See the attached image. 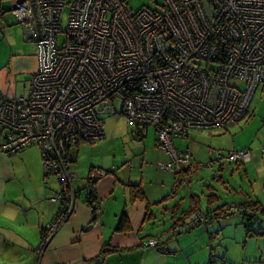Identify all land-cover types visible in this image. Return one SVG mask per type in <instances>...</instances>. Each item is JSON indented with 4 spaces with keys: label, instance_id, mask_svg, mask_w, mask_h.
Masks as SVG:
<instances>
[{
    "label": "built area",
    "instance_id": "1",
    "mask_svg": "<svg viewBox=\"0 0 264 264\" xmlns=\"http://www.w3.org/2000/svg\"><path fill=\"white\" fill-rule=\"evenodd\" d=\"M10 8L36 41L37 66L28 94L0 96V149L37 142L45 170L60 180L49 197L58 208L41 228L37 252L74 209L69 159L77 140L103 136L100 111L122 113L140 131L152 125L157 145L169 153L159 166L176 171L190 150L173 138L240 118L264 79V0H155L139 7L128 0H11ZM210 152L235 162L251 156L250 147ZM107 171L95 167L92 176ZM90 204L98 214L99 204ZM205 219L194 210L193 221ZM156 241L150 236L146 243ZM203 264L216 263L210 256Z\"/></svg>",
    "mask_w": 264,
    "mask_h": 264
},
{
    "label": "crops",
    "instance_id": "2",
    "mask_svg": "<svg viewBox=\"0 0 264 264\" xmlns=\"http://www.w3.org/2000/svg\"><path fill=\"white\" fill-rule=\"evenodd\" d=\"M10 5L11 0H0L1 98L28 94L37 66L36 41L25 34ZM258 87L252 95L253 112L249 118L226 126L193 127L186 135L173 138L176 146L190 150L192 163H183V170L159 166V161L168 159L169 153L157 145L154 130L149 134L150 126L138 135L132 133L131 126L121 135V145L113 142L102 147L106 136L111 135L112 123L105 124L101 137L77 140L69 159L76 173L75 206L41 252L36 250L41 228L54 218L58 208L49 197L60 186V180L55 173L52 172L54 176L45 170L36 142L10 152L0 149V264H203L210 256L216 264H242L230 256L228 244L222 240L223 234H228L224 226L239 216L220 214L249 208L257 222L255 226L262 229L264 209L257 207L258 203L264 204L260 193L249 195L247 202L224 203L227 211L197 222L192 220L195 209L205 211L218 205L204 208L190 177L197 165L195 160L211 155L210 147H250V158L235 162L236 165L245 172L264 166V131L260 134L264 125V90L261 85ZM256 125H261L260 129L250 133ZM202 144L210 145L206 149ZM85 150L89 155H84ZM95 167L108 171L94 178ZM91 182L93 202L100 206L96 215L90 204L93 202L87 200ZM134 184L141 190H134ZM183 188L188 197L180 192ZM216 198L207 194L209 202ZM167 213L170 223L153 229ZM177 220L183 221L182 228L174 231L172 225ZM245 231L250 233L247 227ZM150 236L157 238L155 244L146 243ZM104 246L107 249L103 251Z\"/></svg>",
    "mask_w": 264,
    "mask_h": 264
},
{
    "label": "rangeland",
    "instance_id": "3",
    "mask_svg": "<svg viewBox=\"0 0 264 264\" xmlns=\"http://www.w3.org/2000/svg\"><path fill=\"white\" fill-rule=\"evenodd\" d=\"M128 2L134 7H139L143 4H154L155 0H128ZM63 22H65V18L63 19ZM62 33L63 32L58 33L59 39L63 36ZM258 90L261 92V87H258ZM100 116L104 119V125L106 124L109 126L112 123L110 128L111 135L106 136L107 142H104L102 147H107L113 142H116L117 145H121V135L126 133L127 129L129 130L131 126L133 127V124L122 113L100 111ZM259 118L262 119V116L259 115ZM260 126L261 125L254 126V129H251L252 131L250 133L254 134L257 132V130L260 129ZM262 127L263 128L260 129V134L264 131V125H262ZM201 129L204 130L206 128ZM148 130L149 134L152 133L151 130L155 131L152 125H150ZM239 134L240 133H238V136ZM35 144L38 145L40 149L39 144ZM202 145L208 149L210 144ZM249 145L254 148L250 143H248V146ZM152 148L153 147H148L149 150ZM224 150H227V147L224 148ZM84 155H89L88 151L85 150ZM212 156L206 154L205 157L203 156V158L195 160L197 165L195 171L190 177L194 189L197 190L201 197V205L204 208L214 207L224 203L231 204L232 202H247L250 197L249 195L254 196L258 192L260 193V198L264 200V188L261 189V185H264V166L260 165V168L252 167L254 172L249 170L245 172L242 167H239L233 161L229 163H221V159H212L210 163H207ZM221 164L222 166L220 167ZM247 168H249V166H247ZM50 174L54 175L52 172ZM210 191L217 194V198L213 202L207 200V194ZM180 192L188 197V191L184 188L181 189ZM180 198L181 195H179L178 199ZM220 216H239V219H233L232 223H228L224 226V231L228 234H223L222 240L224 243L226 242L228 244V252L230 256L240 260L242 264H264V232L261 231L264 227L259 230L257 228L256 231L250 230V233L246 234L245 227H248V225L243 221L244 216L242 215V212L235 210L229 213H222ZM261 217L264 221L263 213L261 214ZM170 221L171 219L168 217L167 213L165 218L162 216L157 220V225H153V229L156 230L160 228L162 224L167 225ZM255 223L257 222L255 221ZM234 264H239V262L236 261Z\"/></svg>",
    "mask_w": 264,
    "mask_h": 264
},
{
    "label": "trees",
    "instance_id": "4",
    "mask_svg": "<svg viewBox=\"0 0 264 264\" xmlns=\"http://www.w3.org/2000/svg\"><path fill=\"white\" fill-rule=\"evenodd\" d=\"M261 83H262V85H261ZM259 85H261L263 88V90H264V79L262 80V82H260V84ZM258 85V86H259ZM257 86V87H258ZM255 91V90H254ZM251 101H252V98H251V100H250V102H249V105H248V110H247V112L243 115V116H241L240 118H238V119H236V120H234V121H237V120H240V119H247V118H249L250 116H251V114H252V112H253V108H252V103H251ZM233 122V121H232ZM227 125V124H226ZM226 125H214V126H226ZM205 127H210V126H205ZM0 128H2V126L0 125ZM197 128H200V127H197ZM147 129V128H146ZM146 129H143V130H137V129H135L134 127H132V129H131V131H132V133H134V135H138V134H143V133H145V131H146ZM156 134V133H155ZM155 138H156V136H155ZM32 142H34V141H32ZM29 143H31V142H29ZM29 143H27V144H29ZM37 143V142H36ZM38 144V143H37ZM210 148H212V149H221L223 152H226L227 150H229V149H231V148H237V147H231V148H228L227 150H224L223 148H214V147H210ZM210 148H209V151H210ZM211 154V156L212 155H214L215 153L213 152V153H210ZM212 159H221V161H227V162H232L231 160H226L225 158H223V157H221V158H218V157H216V156H212V157H210V160H208V162L207 163H210V161L212 160ZM223 159V160H222ZM186 163H192V162H190V160H187V161H185ZM184 162V163H185ZM233 162H235V161H233ZM183 169H184V165H183ZM182 169V170H183ZM48 172V171H47ZM93 177V176H92ZM188 178V177H187ZM88 192H87V200L89 201V202H93V199H94V197H95V195H94V185H93V182H91V184H89L88 185ZM134 190H141L140 188H139V186L136 184V186H135V184H134ZM133 190V195L136 193V191H134ZM211 195H214V196H217V194L215 193V192H213V191H210L209 192V196H211ZM257 203V202H256ZM257 207H261V209H264V204H262V203H258L257 204ZM249 209V208H248ZM248 209H244L242 212H243V216H244V218H243V221H244V223H246L247 225H248V227H247V230L248 231H250V230H252V231H256V229H257V227H253V223H255L254 221V217H253V213L252 212H250V210H248ZM228 210V207H226L225 206V204H221V205H218L217 207H215V208H207V210H205L204 212L206 213V218L207 217H213V216H215V215H217L218 213H221V212H225V211H227ZM209 212H212V215H209ZM206 220V219H205ZM204 220V221H205ZM254 220V221H253ZM200 221H203V220H200ZM199 221V222H200ZM182 227H180L179 229H181ZM172 229H173V225H172ZM179 229H173L174 231H177V230H179ZM107 249V246H104L103 247V251L104 250H106Z\"/></svg>",
    "mask_w": 264,
    "mask_h": 264
}]
</instances>
